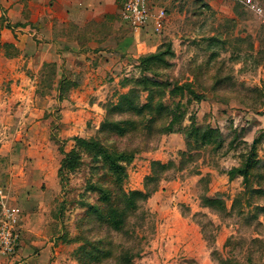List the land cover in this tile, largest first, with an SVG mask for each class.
I'll list each match as a JSON object with an SVG mask.
<instances>
[{
  "label": "rangeland",
  "instance_id": "obj_1",
  "mask_svg": "<svg viewBox=\"0 0 264 264\" xmlns=\"http://www.w3.org/2000/svg\"><path fill=\"white\" fill-rule=\"evenodd\" d=\"M165 7L187 55L161 30L97 77L0 43V187L38 264H264V25L242 0Z\"/></svg>",
  "mask_w": 264,
  "mask_h": 264
},
{
  "label": "crops",
  "instance_id": "obj_2",
  "mask_svg": "<svg viewBox=\"0 0 264 264\" xmlns=\"http://www.w3.org/2000/svg\"><path fill=\"white\" fill-rule=\"evenodd\" d=\"M122 2L123 0H0V43L14 44L20 54L19 58L24 61L29 59L37 65L44 62H64V68L76 71L82 69L91 77L112 72L122 64L130 67L129 63L134 62L140 45L154 48L160 39L158 34H154L151 22L140 32L133 31L120 18ZM168 3L169 0H148L152 13L161 7L166 8ZM168 16L169 14L163 24V36L166 34L173 39L177 58L187 55L193 44L181 27H177V34L172 31L171 24H166ZM194 31H191L192 36ZM262 41L264 45V39ZM245 51L240 48L239 64L243 63ZM99 88L97 91L101 92L103 86ZM68 106L66 115L69 114ZM38 109V103L31 107V111ZM73 118L76 117L73 115ZM12 205L18 206L21 211L15 258L26 257L27 264H38L40 250L35 247L37 243L25 234L21 221L22 209L18 204ZM190 236L192 240L186 243L187 247L197 239L196 235ZM198 261L196 257L191 264ZM0 263H6L3 256H0Z\"/></svg>",
  "mask_w": 264,
  "mask_h": 264
},
{
  "label": "built area",
  "instance_id": "obj_3",
  "mask_svg": "<svg viewBox=\"0 0 264 264\" xmlns=\"http://www.w3.org/2000/svg\"><path fill=\"white\" fill-rule=\"evenodd\" d=\"M245 8L249 10L264 25V3L257 0H242ZM120 18L135 32H140L151 22L153 32L162 30L166 18L164 8L152 13L148 0H123L119 12ZM0 252L13 255L19 241V221L21 211L18 206L8 205L5 202V191L0 187Z\"/></svg>",
  "mask_w": 264,
  "mask_h": 264
},
{
  "label": "trees",
  "instance_id": "obj_4",
  "mask_svg": "<svg viewBox=\"0 0 264 264\" xmlns=\"http://www.w3.org/2000/svg\"><path fill=\"white\" fill-rule=\"evenodd\" d=\"M204 137L205 136H200V138H202V140L203 139L207 140ZM208 139H210V138L208 137ZM74 140L76 141V144L78 147H88V146L96 147V143H94L92 141H88V140L83 139L81 137H74ZM61 152L63 154V159L61 161V165L59 168V175L62 174V170L64 168H73L74 167L73 164L77 160L75 150H73V151L72 150L71 151H61ZM102 156H104L103 158L106 160L107 163H109V167L114 169L115 172H117L118 174H121L123 172V166L117 162L118 157H113L109 152H107L105 150H102Z\"/></svg>",
  "mask_w": 264,
  "mask_h": 264
}]
</instances>
